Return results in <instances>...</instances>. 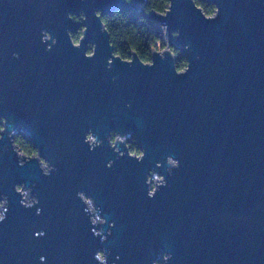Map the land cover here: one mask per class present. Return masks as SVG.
Returning a JSON list of instances; mask_svg holds the SVG:
<instances>
[{
	"label": "water",
	"instance_id": "95a60500",
	"mask_svg": "<svg viewBox=\"0 0 264 264\" xmlns=\"http://www.w3.org/2000/svg\"><path fill=\"white\" fill-rule=\"evenodd\" d=\"M143 1L0 0V202L9 200L0 264H98L97 250L108 264H153L165 252L168 264H264V0H207L213 16L170 0L152 14L186 57L183 71L169 49L154 50L151 63L115 54L102 15ZM42 30L58 41L51 52ZM174 63L178 75L190 70L178 76ZM89 130L103 147L89 151ZM115 131L136 138L142 163ZM21 132L37 155L15 145ZM168 156L180 161L171 175ZM150 170V184L167 180L155 199ZM23 191L39 203L22 206Z\"/></svg>",
	"mask_w": 264,
	"mask_h": 264
},
{
	"label": "trees",
	"instance_id": "16d2710c",
	"mask_svg": "<svg viewBox=\"0 0 264 264\" xmlns=\"http://www.w3.org/2000/svg\"><path fill=\"white\" fill-rule=\"evenodd\" d=\"M127 1L129 4L133 2V0ZM194 2L207 16L215 14L216 7L207 0H194ZM169 6L170 0H144L132 8L128 7L112 14L102 15L104 26L110 33L115 54L123 60H131L132 55L137 54L142 62L151 63L154 50L169 49L175 56L178 71L185 70L188 62L182 55L181 49L176 45H167L165 29L157 21L150 19L152 14H164ZM81 36L82 32L75 36L72 35L76 43L79 42ZM89 53L92 54L93 50H89ZM2 129L3 126H0V132ZM15 145L26 156L38 154L33 141L24 132L16 135ZM128 146L132 155H142L139 143L137 145L133 140Z\"/></svg>",
	"mask_w": 264,
	"mask_h": 264
},
{
	"label": "clouds",
	"instance_id": "9594fccd",
	"mask_svg": "<svg viewBox=\"0 0 264 264\" xmlns=\"http://www.w3.org/2000/svg\"><path fill=\"white\" fill-rule=\"evenodd\" d=\"M81 12H83V11H81ZM71 15H74V14L69 13V14H68V18H69ZM218 15H219V11H218V14H217L216 18L218 17ZM216 18H215V19H216ZM204 19H205V18H204ZM215 19H213V20H215ZM205 20H206V19H205ZM208 21H212V20H208ZM69 32H70V31H68V33H69ZM68 33H67V34H68ZM69 40H70V39H69ZM70 42H71L72 47L75 48V49H77V50H79V49L82 47L81 45L74 44V42H73L72 40H70ZM41 43L45 44V49H44V50H45L46 52H51L52 49H53V47L57 45L58 41H57V39H55V38L52 36V34H51L49 31H47V30H42V32H41ZM89 43H91V42H89ZM91 44H94V43H91ZM94 45H95V53H94V55L91 54V53H89V49H88V47H87V49H86V50L84 51V53H83V56H84L85 59H89V60H91V59H94V58H95V56H96V50H97V46H96V44H94ZM186 47H188V46H186ZM18 57H19V53H13V58H14V59H15V58H18ZM131 64H132V63H130L129 65H131ZM112 65H113V60H112V59H109V60L107 61V67H108L109 70L111 69ZM189 70H190V67L188 68V70H187L186 72H184V73L181 74V75H178V74L176 73V71H175V63H174V71H175V74L178 75V76L186 75V74L188 73ZM112 79H113V81H114V80L116 79V77H112ZM126 106H127V107H131L130 104H129V105H126ZM112 132H113V131H111V132L109 133V135L106 137V139L108 140L109 148H110L114 153L117 154V159H119V158L123 157V156L125 155V153H124L123 151L120 150V148L118 147V145H119V144H124V142H119V143L116 145V147L119 148V154H118L117 151H116V150L112 147V145H110V143H109V137H110V134H111ZM115 132H116V131H115ZM89 133H91L92 136L89 137L88 139H86V136H88ZM116 133H117V132H116ZM117 134H118L119 136L124 137V138L126 139V141L129 142V138H128V137H129L130 134H127V133H125V134L117 133ZM133 140H134V141L136 142V144L138 145V142H137V140H136V138H135L134 136L131 138V141H130V142H132ZM90 141H91V142H90ZM84 143L88 145V149H89V151H95L97 148H99V147H103V141L100 140V139L94 134V132H93L92 130H89V131L85 134V137H84ZM138 147H139V146H138ZM139 149H140L141 152H142V157H141V158L133 157V156H129L128 154H127V156H128L130 159H135V161H136L137 163H142V162L144 161V159H145L146 152H145V150H144L143 148H141V147H139ZM113 164H114V161L109 160L108 163L106 164V167L109 168V169H111V168L113 167ZM166 164L168 165L167 172H168L169 175H171V174L173 173V170H174V169H177V170H178L179 167H180V161H179L178 159H176V158H173L172 156H168V157L166 158ZM50 165H51V168H50V170H49L48 172H43V171H42V173H43L44 176H49V175L51 174V172L54 171V165H52L51 163H50ZM151 172H155V171H154V170H150V171L148 172L147 177H146V180H145V184H146V186H147V193H146V195H147V197H148L149 199H155V197H156L157 193L160 191V189H161L162 187H166V186H167V180L165 179V176H164V175L156 174L158 178H162V179L160 180L159 183H156V184H154V185H153V184H150V183H149V174H150ZM155 173H156V172H155ZM15 187H16V186H15ZM30 189H31V188H30ZM82 193H84V192H83V191L78 192V193H77V197H78V199L82 202V204L85 206V209H84V210H85L86 213L89 215L90 224L93 226V228H92L93 234H94L95 236H97V237H100V236L102 235V232L97 231V227H98V226H97V224L95 223V221H94V219H93V214L89 211V208L87 207L85 201L81 199V194H82ZM21 197H22V199H21L20 203H21L22 206H24V207H26V208H31V207H33V206H36V205L39 203L38 198H37L34 194H31V196H27V197H24V196H21ZM89 197H90V196H89ZM2 199H3V204H0V223H3V222L6 220V213H7L8 208H9V200H8L7 196H4ZM90 199H91V201L94 203V206L96 207L95 200H94L92 197H90ZM96 208H97V207H96ZM41 211H42V210L38 208V209H37V215H39V214L41 213ZM105 221H106V220H105ZM106 223H107V221H106ZM114 226H115V224H114V222H113V223L110 225V227H114ZM109 234H110V233H109ZM36 235H37V236H43L44 233L41 231V232L36 233ZM106 240H107V237H104L103 240H102V243H103V242H106ZM101 254H103V264H108V254H107L104 250H97L96 253H95V255H94V259L98 262V264H102V261H101ZM171 259H172L171 255H170L169 253L165 252V253L162 254V259H161V260H154V261H153V264H168V261L171 260ZM41 260L43 261V260H44V257H41Z\"/></svg>",
	"mask_w": 264,
	"mask_h": 264
},
{
	"label": "rangeland",
	"instance_id": "374dc122",
	"mask_svg": "<svg viewBox=\"0 0 264 264\" xmlns=\"http://www.w3.org/2000/svg\"><path fill=\"white\" fill-rule=\"evenodd\" d=\"M75 21H77V22H79V23H82V20L77 19V18H75ZM81 30H82V31H81ZM79 32H82V33H83V29L80 28L78 31L74 32V34H72V35H74V36H75V35H78ZM81 37H82V36H81ZM158 51L161 52V51H163V50L160 49V50H158ZM90 137H91V136H90ZM88 138H89V137H88ZM90 142H91V141H90ZM113 146H114V145H113ZM45 169H46V168H45ZM20 190H21V189H20ZM23 196H24V197H27V196H30V195H29V193L26 194L25 191H23ZM87 203H88V201H87ZM89 203H90V202H89ZM96 219H97V218H96ZM94 221H96V220L94 219Z\"/></svg>",
	"mask_w": 264,
	"mask_h": 264
},
{
	"label": "flooded vegetation",
	"instance_id": "af4514ba",
	"mask_svg": "<svg viewBox=\"0 0 264 264\" xmlns=\"http://www.w3.org/2000/svg\"><path fill=\"white\" fill-rule=\"evenodd\" d=\"M74 18H80V20H82L83 18H82V16H81V14H79V15H76V16H74ZM72 34H74V33H72ZM73 38V37H72ZM73 40H74V38H73ZM74 42H75V40H74ZM76 43V42H75ZM79 43V42H78ZM77 44V43H76ZM92 49V45H89V50H91ZM93 50V49H92ZM132 138V137H131ZM131 138H130V141H131ZM130 143V142H129Z\"/></svg>",
	"mask_w": 264,
	"mask_h": 264
},
{
	"label": "built area",
	"instance_id": "2783aa9c",
	"mask_svg": "<svg viewBox=\"0 0 264 264\" xmlns=\"http://www.w3.org/2000/svg\"><path fill=\"white\" fill-rule=\"evenodd\" d=\"M128 138H131V135H129ZM155 179H159L160 180V178H158L157 176H152L151 180L153 181ZM0 204H3V201H1ZM90 206H92V203L91 202H90Z\"/></svg>",
	"mask_w": 264,
	"mask_h": 264
}]
</instances>
